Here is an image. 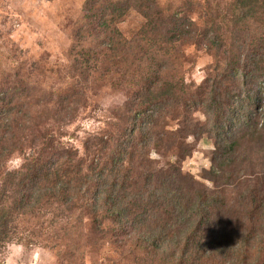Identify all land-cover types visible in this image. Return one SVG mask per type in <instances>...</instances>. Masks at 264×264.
<instances>
[{
    "label": "trees",
    "instance_id": "16d2710c",
    "mask_svg": "<svg viewBox=\"0 0 264 264\" xmlns=\"http://www.w3.org/2000/svg\"><path fill=\"white\" fill-rule=\"evenodd\" d=\"M201 9L88 0L67 71L32 85L33 67L25 77L0 67V255L59 231L84 247L109 244L133 264H264V0ZM131 10L143 21L128 33ZM193 45L214 61L198 85L186 78ZM103 89L125 100L92 108L99 126L81 142L85 164L53 147L48 126L60 131ZM54 103L59 111L48 110ZM198 143L210 166L192 175L183 166Z\"/></svg>",
    "mask_w": 264,
    "mask_h": 264
},
{
    "label": "rangeland",
    "instance_id": "374dc122",
    "mask_svg": "<svg viewBox=\"0 0 264 264\" xmlns=\"http://www.w3.org/2000/svg\"><path fill=\"white\" fill-rule=\"evenodd\" d=\"M88 0H0V67L5 72L18 70L22 77L28 76L26 69L34 68L30 74V83H44L55 71H67V55L71 47V29L78 22ZM198 3L201 12L206 0H184ZM232 0H220L223 5H230ZM199 13L192 17L197 20ZM143 18L131 10L122 22L121 28L130 33L138 29ZM130 31V32H129ZM186 57L187 82L201 84L213 64V57L205 47L189 46L184 48ZM108 78V77H107ZM106 76L104 79L106 81ZM29 82V81H28ZM55 78L53 84H59ZM34 85L33 83H31ZM109 89H103L90 98L91 108L78 110L62 125L60 131L52 125L48 128L54 131V148L62 147L64 152L74 151L76 159L89 160L82 150L81 142L85 137L96 131L99 124L90 114L92 108L109 110L122 104L125 100L121 94ZM49 111H59L57 103L47 105ZM177 126L174 127L176 129ZM210 149L207 145L198 143L193 156L184 162V170L192 175L210 166ZM20 161H14L5 166L11 171L16 170ZM11 168V169H10ZM23 221V220H22ZM22 221H14L13 228L21 229ZM26 227H34L35 221H24ZM39 234V239L28 248L18 242L7 245L0 255V264H133L127 258H121L120 252L113 253L108 245L96 246L93 242L89 247L83 246V240H67L56 231L55 238L47 239L46 233ZM95 245V246H94ZM70 250L65 252V249ZM95 248L92 250V248ZM98 247V248H97Z\"/></svg>",
    "mask_w": 264,
    "mask_h": 264
}]
</instances>
